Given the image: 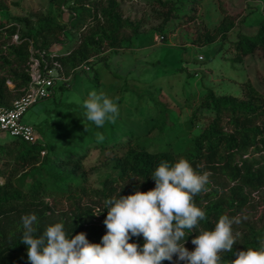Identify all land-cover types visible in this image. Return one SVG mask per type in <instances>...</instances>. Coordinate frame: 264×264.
<instances>
[{"label":"trees","instance_id":"1","mask_svg":"<svg viewBox=\"0 0 264 264\" xmlns=\"http://www.w3.org/2000/svg\"><path fill=\"white\" fill-rule=\"evenodd\" d=\"M204 1L153 0L156 18L161 22L159 31L170 34L178 31V41L192 46L206 47L217 40L229 44L232 64L247 69L250 58L259 54L264 58V19L254 35L240 33L232 41L229 33L237 27L243 9L230 4L219 24L211 29L201 15ZM51 3L60 14L68 16V27L51 15L38 19L37 28L29 16L14 18L15 23H0V108H10L23 95L30 81L28 69L33 55L40 58L46 52L50 63L58 62L62 72L72 76L104 53L124 51L140 36L142 24L124 17L119 0H51ZM3 9L0 5V12ZM73 33L78 35L75 40L70 35ZM55 45H62V51L55 52L52 49ZM258 73L256 81L251 78L246 81L242 96L218 95L211 88L207 90L188 124L194 126L202 109L211 112V120L181 155L172 153L169 143L152 151L148 142L132 132L126 140L125 133L115 136L112 123L108 132L89 122L86 129L55 144L39 141L29 144L16 138L0 143V161L12 162L8 174L0 172V264H29L28 247L21 243L24 232L21 217L28 214L35 213L38 217V223L33 225L37 228L36 235L42 234L47 226L62 222L70 236L85 233L90 243H101L107 228L94 221L93 206L99 203H83V196L89 192L76 177L94 149L100 150L104 160L110 161L118 172V182L107 179L101 190L91 191L104 204L113 196L153 190L156 185L151 175L162 162L171 166L186 159L197 172L221 175L234 184L222 194L216 188L194 197L195 204L206 213L201 228L214 230L220 216L231 218L243 212L249 203L247 190L264 188V75L258 77ZM93 81L99 84L98 74ZM58 90H66L64 84L56 86L55 94ZM36 130L42 132L40 126ZM119 182L121 192L114 187ZM65 203L67 210L61 209ZM104 207L107 217L106 204ZM198 234L189 232L187 241ZM129 243L142 248L145 241L142 236H134ZM262 245L264 226L260 230L250 228L238 247L222 255V264H231L236 252L249 248L262 250Z\"/></svg>","mask_w":264,"mask_h":264},{"label":"rangeland","instance_id":"2","mask_svg":"<svg viewBox=\"0 0 264 264\" xmlns=\"http://www.w3.org/2000/svg\"><path fill=\"white\" fill-rule=\"evenodd\" d=\"M119 1L124 17L142 24L140 36L124 51L104 53L94 59L91 65L80 67L70 80L64 83L60 81L58 85L64 84L66 90H58L54 98L29 109L23 123L35 128L40 126L42 132H37L40 143H58L70 134L86 129L91 121L85 117L83 102L90 92H103L119 106L115 123L108 121L103 129L110 132L109 124L112 123L115 136L125 133L126 140L128 133L132 132L137 137L141 136V141L148 142L152 151L163 149L169 143V150L175 155H181L211 120V112L202 109L198 112L194 126L188 124L207 90L211 88L218 95L242 96L248 79L256 81L257 72L258 77L264 75V58L260 54L250 58L248 69L243 65L232 64L229 44L223 45L217 40L206 47L192 46L178 41V31L174 34L160 32L161 22L156 18L153 0ZM230 4L243 11L239 15L237 27L229 33V40H236L240 33L254 35L264 19V0H205L201 7L202 18L214 29ZM0 5L4 7L0 12V23H15L12 21L14 18L29 16L37 28L38 19L51 15L57 22L68 27V16L60 14L51 0H0ZM70 35L74 40L78 38L77 34ZM52 49L57 52L63 48L62 45H55ZM56 70L58 76L69 77ZM96 74L99 84L93 81ZM12 139L6 133L0 134V143ZM11 168L10 160L0 161V172L8 174ZM76 177L89 192L83 196V203L94 205L96 202L99 206L93 207L103 209L94 221L104 225L105 204L91 191L101 190L107 179L118 182V172L110 161L104 160L100 150L94 149L86 159L84 169ZM210 181L207 192L217 188L222 194L234 185L221 175L211 174ZM121 185V182L114 184L118 192H121ZM247 192L249 203L238 214L241 222L233 225L234 233H239L234 247L240 245L250 228L260 230L264 226V188ZM47 201L52 202L50 196ZM61 209L67 210L66 203ZM185 247L189 251L195 250L191 241H187ZM164 264L186 262L174 257L173 261H164Z\"/></svg>","mask_w":264,"mask_h":264},{"label":"clouds","instance_id":"3","mask_svg":"<svg viewBox=\"0 0 264 264\" xmlns=\"http://www.w3.org/2000/svg\"><path fill=\"white\" fill-rule=\"evenodd\" d=\"M83 108L86 119L97 127L115 123L119 115L118 103L103 92H90ZM210 176L208 171L197 172L186 159L171 166L162 162L151 175L153 190L105 201L107 234L99 244L90 243L85 233L70 236L62 222L36 235L37 215H24L21 243L28 247L29 264H163L174 257L186 264H222L221 254L231 252L237 243L239 233H234L233 225L241 218L222 215L214 230L200 227L206 213L194 197L209 190ZM102 211L94 208L93 215ZM192 231L199 234L191 241L195 250L189 251L185 244ZM134 236L143 237L142 248L129 243ZM261 249L236 252L231 264H264V245Z\"/></svg>","mask_w":264,"mask_h":264},{"label":"built area","instance_id":"4","mask_svg":"<svg viewBox=\"0 0 264 264\" xmlns=\"http://www.w3.org/2000/svg\"><path fill=\"white\" fill-rule=\"evenodd\" d=\"M17 40L18 36H15L14 41ZM55 70L62 74L61 65L55 61L50 63L46 58V52L41 53L40 58L33 55L28 69L30 81L23 95L16 99L10 108H0V134L6 133L29 144L38 142L36 128L23 123V118L33 106L53 98L60 81L64 83L71 79V76L68 78L58 76ZM9 85L12 87L11 83ZM42 155H45V152Z\"/></svg>","mask_w":264,"mask_h":264}]
</instances>
